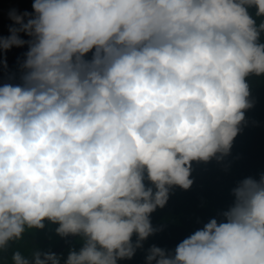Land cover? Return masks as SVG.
I'll return each mask as SVG.
<instances>
[{
	"label": "clouds",
	"instance_id": "clouds-1",
	"mask_svg": "<svg viewBox=\"0 0 264 264\" xmlns=\"http://www.w3.org/2000/svg\"><path fill=\"white\" fill-rule=\"evenodd\" d=\"M31 8L10 10L0 35V68L27 46L21 83L0 86V264L45 221L64 242L72 236L59 251L82 241L63 264H118L157 231L150 214L171 186L193 184L192 162L230 154L254 106L249 78L264 77V0ZM232 195L222 221L171 252L150 246L145 264H264V173ZM51 251L14 250L11 264H61Z\"/></svg>",
	"mask_w": 264,
	"mask_h": 264
},
{
	"label": "trees",
	"instance_id": "trees-1",
	"mask_svg": "<svg viewBox=\"0 0 264 264\" xmlns=\"http://www.w3.org/2000/svg\"><path fill=\"white\" fill-rule=\"evenodd\" d=\"M31 4L32 0H0V35H9L8 28L13 24L9 19L10 10L31 12ZM21 37L28 39L23 34ZM26 51L25 45L13 47L6 53L7 68H0V86L21 83L20 64ZM249 85V100L254 106L246 110L245 123L240 125L242 131L235 138L230 154L219 161L212 158L208 162H192L190 179L193 184L187 190L171 186L165 206L156 208L150 214L152 227L157 231L142 242V248L137 249L131 259L119 260L118 264H145L150 246L156 245L171 252L179 242L202 229L211 219L222 221L220 214L234 200L232 189L244 178L251 176L259 179L260 173H264V77H250ZM56 227L45 221L44 229L27 230L23 239L12 244L5 253L6 264H11V252L14 250L30 256L34 250L48 252L59 246L67 237L58 236ZM78 238L74 237L63 250L57 252L62 255L61 264ZM135 239L133 236V241ZM74 248L79 250L78 246Z\"/></svg>",
	"mask_w": 264,
	"mask_h": 264
},
{
	"label": "water",
	"instance_id": "water-1",
	"mask_svg": "<svg viewBox=\"0 0 264 264\" xmlns=\"http://www.w3.org/2000/svg\"><path fill=\"white\" fill-rule=\"evenodd\" d=\"M71 238H72V236H70L69 238H68V240L66 241V242H64L61 246H59L58 248H56L55 250H53V251H51V252H57V251H59L60 249H62L67 243H68V241L69 240H71Z\"/></svg>",
	"mask_w": 264,
	"mask_h": 264
},
{
	"label": "rangeland",
	"instance_id": "rangeland-1",
	"mask_svg": "<svg viewBox=\"0 0 264 264\" xmlns=\"http://www.w3.org/2000/svg\"><path fill=\"white\" fill-rule=\"evenodd\" d=\"M81 245H82V241L80 238H78V240L71 246V248H74L76 246H78L80 248Z\"/></svg>",
	"mask_w": 264,
	"mask_h": 264
},
{
	"label": "flooded vegetation",
	"instance_id": "flooded-vegetation-1",
	"mask_svg": "<svg viewBox=\"0 0 264 264\" xmlns=\"http://www.w3.org/2000/svg\"><path fill=\"white\" fill-rule=\"evenodd\" d=\"M91 57V53L88 54Z\"/></svg>",
	"mask_w": 264,
	"mask_h": 264
}]
</instances>
